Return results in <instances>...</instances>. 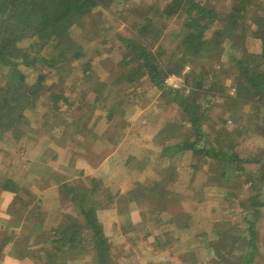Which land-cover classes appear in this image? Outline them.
Here are the masks:
<instances>
[{
  "label": "rangeland",
  "instance_id": "1",
  "mask_svg": "<svg viewBox=\"0 0 264 264\" xmlns=\"http://www.w3.org/2000/svg\"><path fill=\"white\" fill-rule=\"evenodd\" d=\"M172 1L106 0L102 8H95L71 31L72 39L83 47V57L54 66L56 69L40 60H56L59 51L54 50V46H47L41 54L30 52L28 61L19 63L20 70L29 85L36 83L40 75L45 76V81L34 108L25 113V123L20 128L23 136L17 138L16 133L6 132L0 139V159L2 161L5 156L2 151L14 154L19 159L16 164L12 163L14 169L18 164L16 177L37 176L40 171L37 160L47 146L40 141L47 140L43 137L45 134H49V139L55 136L57 141L51 143L54 145L48 151L49 165L54 167L45 173V179L56 184L65 178L78 177V186L84 188L89 185L87 174H73L67 170L69 173L64 175L57 167L69 162L74 144L75 147L85 144V150L95 147L100 152L104 147L103 139L107 138L106 147L111 145L116 151L122 144L124 148L122 155L120 151L112 157L111 166L126 162L135 173V179H130L134 183L128 186V197L123 199L117 194L121 189L103 188L101 184V188L87 199V205H98L97 212L101 215L113 210L107 212L112 216L99 220L111 247L112 264L113 261L115 264H264V174L259 163L264 161V80L260 75L264 73V61L241 67L236 62L241 46L253 54H260L262 44L251 34L243 38L244 44L239 43L242 38L237 31L231 40L224 41L219 57L218 53H204L199 57L205 50L198 55L181 57V39L188 18L183 11L173 17L164 12ZM196 1L211 4L220 17L230 13L232 8L230 0ZM251 4L247 14L253 20L259 15L256 9H264V0H251ZM151 23L155 27L150 28L148 24ZM251 25L254 30L255 26ZM220 26L221 21H218L214 29ZM146 27L150 28V34L142 33ZM214 29L207 38H211ZM127 41H135L153 53L163 54L158 60L167 70L165 87L182 92L188 102L194 101L201 106L203 118L200 122L194 126L184 110L183 100L169 99L152 82L150 68L143 66L142 58L136 60L134 49ZM39 42L37 38L27 39L19 47L28 50L31 44ZM231 42L235 46L232 47ZM254 74L259 85L256 88L250 83ZM172 76L182 80L181 90L166 84ZM0 81L5 82L4 76ZM240 82L244 86H240ZM56 94L64 99L53 104L50 98ZM200 111L195 114L198 116ZM31 130L36 132L38 139L34 136L32 141H27L25 137ZM90 134L97 137L103 134L97 146L88 137ZM75 136L77 140L72 141ZM197 136H200L201 145L210 143L216 147L215 142L221 141L217 150L230 157L237 156V167H230L228 173L224 162L195 156L190 151L180 156L171 148L181 139L196 142ZM165 150L167 156L163 155ZM81 162L77 161L76 165ZM104 174L100 182L105 183L109 173ZM68 188H65L67 196L72 197ZM80 190L77 192L81 193ZM33 191L39 192L35 187ZM22 192L23 199H27ZM11 197L0 191V223H6L1 219L6 217L3 212ZM125 212H130V222L136 223L139 234L129 245L124 243V238L130 231L119 228L124 223L121 218ZM141 214L145 222L151 215H182V219H187L171 226L169 221L154 222L153 217L144 224L140 222ZM247 218L253 223L257 245L250 263L241 261L247 252L245 243L253 238L251 231H247ZM3 229L7 228L0 224V264H44L47 259L44 251L48 248L42 240L47 239L46 231H40L36 237L24 233L22 237H12V241L9 231ZM89 234L84 229L87 241ZM170 239L173 244L166 245V240ZM161 251L164 258H173L163 263L152 261L159 258L157 253ZM70 252L61 264H94L90 255L81 257Z\"/></svg>",
  "mask_w": 264,
  "mask_h": 264
},
{
  "label": "trees",
  "instance_id": "2",
  "mask_svg": "<svg viewBox=\"0 0 264 264\" xmlns=\"http://www.w3.org/2000/svg\"><path fill=\"white\" fill-rule=\"evenodd\" d=\"M105 1L0 0V78L2 76L5 78L4 83L0 81V139L6 132L16 133L15 137L17 138L23 136V134L20 135V128L25 123V113L28 109L34 108L37 96L45 81V76L40 75L36 83L29 85L25 74L20 70L19 63L28 61L30 52L41 54L47 50L49 45L54 46V50L59 51L55 57L56 60L51 61V58H40L50 68H55L54 66L66 61L81 59L84 54L83 47L72 39L71 31L75 25L82 23L87 14L91 13L95 8H102V3ZM230 1L232 2L231 11L224 17H220L215 7L211 4H202L196 0H173L166 6L164 12L169 17L177 16L180 11H183L188 18L187 23L184 24L186 32L181 39V57L198 55L204 50L199 57L205 55L204 53L212 55L218 53L219 57L224 48V41L231 40L234 33L238 31L242 38L239 43L242 41L244 44L243 38L251 34L250 36L261 42L262 49L260 54H253L241 46L240 56L236 61L237 64H240L241 67V65L250 66L254 61H264V9L258 10L259 8H257L256 11L259 15L257 18L253 17L252 20L250 18L251 15L247 14L249 7L252 6L251 0ZM259 11L262 12L260 13ZM218 21H221V26L214 29ZM251 23L255 26L254 30L250 28L252 26ZM148 25L150 28L155 27L154 23ZM150 28H144L142 33L150 34ZM213 29L211 38H207V34ZM156 34L159 35L158 32ZM34 38L39 39L40 42L31 44L28 49L30 51L19 47L22 41ZM127 44L131 49H134L136 60L138 61V58H142L143 66L150 68L149 76L152 82L160 90H163L169 99L183 100L184 110L194 126L200 122V119L203 118L200 111L201 106L194 101L188 102L183 97L182 92H174L165 87L164 79L167 75V70L160 65L158 60V57L163 56V54L160 52L153 53L147 47L135 44V41H127ZM233 46H235V43H232ZM206 49H209V51ZM255 75V78L252 77L250 82L253 87L259 86ZM260 75L263 78L262 80H264V73H260ZM247 82L249 81L247 80ZM239 85L244 86L242 82ZM255 93L258 94L259 91ZM256 94L255 96H258ZM61 98L64 99L60 94H56L50 99L53 104H56ZM199 111L200 113L197 116L195 112ZM200 136H197L198 140L196 142H191L189 139H181L171 148L175 149L176 153L190 151L195 156L213 158L216 161L224 162L225 166L232 164L237 167L236 162L239 160L237 156L230 157V154L227 155L224 151L217 150L221 147L219 146L221 141H217L218 144L215 142L216 147L211 146L210 143L201 145L199 142ZM171 154L169 153V155ZM163 155L167 156L168 152L165 150ZM259 163L263 167L264 174V161ZM100 185L101 183L97 181L94 183L93 189L87 190L86 188H77L64 184L65 188L70 187L67 189L68 193L72 194V202L76 205L81 219L71 217V219L66 220V216L65 220L58 223L50 231L52 233H47V239L42 240L45 245L47 244L45 247L48 248L44 251L47 252V259L46 261L44 260V264H61L64 257L71 253L70 251L78 253L81 257L90 255L94 264H112L110 260L112 259L110 256L112 255L111 247L103 234V229L97 216L98 205H87V199H90L89 197L100 188ZM139 186L142 185L140 184ZM77 189H81L82 194L77 192ZM152 192L156 194L155 190ZM255 204L258 205V203ZM245 222L248 225L247 231H251V238L252 235L253 238L245 243L247 252L242 256L241 261L250 263V258L253 257L257 245L254 243L253 223L249 218ZM84 229L90 232L88 241L83 235ZM113 264H115L114 261Z\"/></svg>",
  "mask_w": 264,
  "mask_h": 264
},
{
  "label": "crops",
  "instance_id": "3",
  "mask_svg": "<svg viewBox=\"0 0 264 264\" xmlns=\"http://www.w3.org/2000/svg\"><path fill=\"white\" fill-rule=\"evenodd\" d=\"M94 132L95 131H93V133ZM48 135L49 134L43 135V137L47 138L46 141L44 139H41L40 141L41 143H44L43 146L44 145L47 146L41 153L40 158L37 160V165L39 166V170H40L39 175L37 176L27 177L26 174L25 178L16 177L15 173L18 164L16 169H14L12 163L16 164L19 159L15 157L14 154H8L7 152L2 151L5 156L2 161L0 159V191L11 195L12 196L11 201L12 199L13 201L9 202L7 209L3 212L6 214V217H2L1 221L6 223L1 222L0 224L3 226V228H7L3 230L4 232H7L6 230L9 231L8 234L11 236L12 241H13L12 237L15 238H17L18 236L22 237L24 233L26 235H30V237H36L40 233V231L41 232L46 231L45 233L48 232L50 233V231H52L57 226L58 223L65 220L66 216H67L66 220L71 219L72 216L73 218L78 216L77 219H81V217L78 215V210L76 205L72 202V197L70 195L67 196V191L64 187V184H67L72 187H82V186H78L79 184L76 181V178L78 177H74L73 179L65 178L64 181L56 182V184L47 181L44 177L45 173L47 171H50L51 168L54 167L49 165L48 151L54 145L51 143H56L57 141V138H55V136L53 139H49ZM34 136H36V132L31 130L30 133H28V135L25 138L27 141L30 140L32 141L35 138ZM102 136L103 134L99 135V137H97L96 134L93 135L90 134L88 137L91 138L93 144L97 146V140L102 139ZM36 138L38 139L37 136ZM76 138H77L76 136L72 138V141H76L77 140ZM37 139L36 141L38 142ZM103 142H104V147L101 148L100 152H97L95 147L89 146L87 150H85L83 148L85 144H82L81 147L78 144L75 147L74 144L73 146H71L69 162L65 163V165L60 164L59 167H57V171L64 173V175H67V173H69L67 170H71L73 174H79V175H81L82 173L87 174L89 185H86L84 187L87 190L93 189L94 183L103 180L102 175H105L104 173H109V177L108 178L106 177L105 183L104 182H100V183L103 184L102 185L103 188L116 187L117 189H121L120 190L121 192L119 191L120 193L117 192V194H119V196L124 199V197H128V191H130L128 186L130 182L131 184L134 183V180H130V179L131 178L135 179V173L133 171V168H129V166L126 165L127 164L126 162L122 165L120 164L115 166H111L110 164V162L112 161V157H114V155L116 154L118 155L120 151L121 152L119 155L123 154L124 148H122V144L117 148L116 151H114V148H111V145L110 147H106L109 144L107 138H104ZM33 143L36 144V142ZM188 153L189 151H185L177 154H179L180 156L183 155L186 156L188 155ZM13 156H14V160H12ZM98 156H102L100 160H97ZM77 161H82V162L79 165H76ZM230 167H233V165L232 164H230V166L226 165L225 171L230 173L229 172ZM26 181L27 182L29 181L27 185L25 184ZM224 183L227 182L224 181ZM142 185L146 186L143 183ZM33 187L38 189L39 192L35 193L36 191L35 192L33 191ZM22 191H24V193L27 196V199L25 200L23 199ZM110 191L112 192V194L117 195L111 189ZM108 211H113V210H107V212ZM107 212L103 213V215L97 212L98 219L106 220V218L112 216V214ZM129 213L130 212L123 213L121 220L124 223L122 224V226H119L120 229L122 228V231L123 230L130 231L127 233L128 234L127 238H124V243H127L128 245L130 243L133 244L134 241H132V239L139 236V234L136 233V227H135L136 223L130 222L131 219ZM184 216L187 217L186 214ZM182 217H183L182 215H180L179 217H175L172 214H170V217L151 215L145 219L147 220L145 222L143 221L144 218L141 214L140 222L146 224L151 218H153L154 222L158 220H161V222L169 221L171 226H177L178 224H181L182 221H186L187 218L182 219ZM29 225H31L32 227ZM46 227H50L49 230H46ZM22 229H24V231H22ZM17 230H19V232H17ZM8 234L5 233V235L9 236ZM169 243L173 244L172 239H170L169 241L166 240L165 244L167 245ZM162 252L163 251L158 252L157 257L159 258L156 259L154 258L152 259V261L155 262L157 261V263L159 262L163 263V261L171 260L173 258V257L164 258L165 256Z\"/></svg>",
  "mask_w": 264,
  "mask_h": 264
},
{
  "label": "built area",
  "instance_id": "4",
  "mask_svg": "<svg viewBox=\"0 0 264 264\" xmlns=\"http://www.w3.org/2000/svg\"><path fill=\"white\" fill-rule=\"evenodd\" d=\"M166 84L174 90H181L182 88V80L175 76L169 77Z\"/></svg>",
  "mask_w": 264,
  "mask_h": 264
}]
</instances>
